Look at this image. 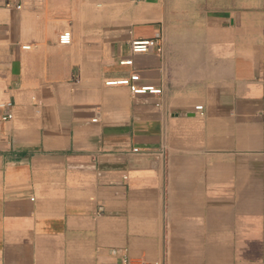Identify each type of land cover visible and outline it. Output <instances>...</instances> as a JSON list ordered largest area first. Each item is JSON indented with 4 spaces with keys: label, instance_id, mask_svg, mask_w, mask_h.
Returning a JSON list of instances; mask_svg holds the SVG:
<instances>
[{
    "label": "crops",
    "instance_id": "0c3cea01",
    "mask_svg": "<svg viewBox=\"0 0 264 264\" xmlns=\"http://www.w3.org/2000/svg\"><path fill=\"white\" fill-rule=\"evenodd\" d=\"M0 264H264V0H0Z\"/></svg>",
    "mask_w": 264,
    "mask_h": 264
},
{
    "label": "built area",
    "instance_id": "2783aa9c",
    "mask_svg": "<svg viewBox=\"0 0 264 264\" xmlns=\"http://www.w3.org/2000/svg\"><path fill=\"white\" fill-rule=\"evenodd\" d=\"M7 6H9V3L7 4ZM15 8L19 10L21 8V5L17 4V5H15ZM58 42L61 45H68L70 43V33L69 32H63L62 34H60L58 37ZM153 45H154L153 41L137 40V41L132 42L131 50L133 53H145ZM24 48H29V47H24ZM121 64L130 65L131 61L130 60L124 61ZM137 80H138V76L133 75L129 79L107 82L106 85H110V86L125 85V86L129 87L131 93H133V94H141V93H145V92H149L151 94H159L161 92L159 89H154L153 87H136L134 85V82ZM9 118H11V115H7L4 119H9Z\"/></svg>",
    "mask_w": 264,
    "mask_h": 264
}]
</instances>
